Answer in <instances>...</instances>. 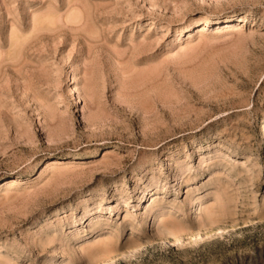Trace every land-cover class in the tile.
Here are the masks:
<instances>
[{"label": "rangeland", "instance_id": "rangeland-1", "mask_svg": "<svg viewBox=\"0 0 264 264\" xmlns=\"http://www.w3.org/2000/svg\"><path fill=\"white\" fill-rule=\"evenodd\" d=\"M100 260L264 264V0H0V264Z\"/></svg>", "mask_w": 264, "mask_h": 264}, {"label": "bare ground", "instance_id": "bare-ground-1", "mask_svg": "<svg viewBox=\"0 0 264 264\" xmlns=\"http://www.w3.org/2000/svg\"><path fill=\"white\" fill-rule=\"evenodd\" d=\"M245 19V17H243L242 16V19H240V21H243ZM226 23V26H225V29L226 30H228V29H230L231 27H233V24H232V22L231 21H227V22H225ZM18 43V42H17ZM19 44V43H18ZM153 69V68H152ZM75 106L77 107L78 106V103H77V98H75ZM52 163V162H51ZM11 182H16V180L15 179H11L10 180V182H8V183H11ZM8 185H10V184H8ZM5 186H7V184L5 185ZM208 212V211H207ZM216 221V220H215ZM177 223V222H176ZM165 224V223H164ZM167 224H168V222H167ZM174 224V223H173ZM178 224V226H179V223H177ZM166 225V224H165ZM175 226V225H174ZM161 227V226H160ZM165 227H167V226H165ZM170 227H172V226H170ZM177 227V226H176ZM175 227V228H176ZM179 228V227H178ZM180 229V228H179ZM177 230V229H176ZM181 230V229H180ZM220 230V229H219ZM168 232H169V230H168ZM175 232V231H174ZM172 233H173V230H172ZM178 232H176V234H177ZM174 234V233H173ZM179 234V233H178ZM172 235V234H171ZM175 235V234H174ZM180 235V234H179ZM160 236V235H159ZM145 241L146 242H152V241H154V239L153 238H151V237H148V236H146L145 238ZM177 239V238H176ZM175 239V240H176ZM108 240V239H107ZM137 240V239H136ZM139 240V242H140V239H138ZM137 240V241H138ZM108 241H112V240H108ZM103 242L102 244H100L96 249L98 250V252H97V250L96 249H93L94 247H96V246H94V247H92L91 249H93V250H95L96 252H97V254L99 253H103V255H105L109 260H114V258H115V255H112L111 253H112V251H111V253H110V250L111 249H109L108 248V246H109V242ZM137 241H131V244H136L135 242H137ZM98 242V241H97ZM130 243V242H129ZM176 243V242H175ZM138 244V243H137ZM129 246H130V244H128ZM128 246V247H129ZM111 248V247H110ZM91 249H89L90 251H91ZM112 249H114V248H112ZM90 254H91V252H89ZM94 253V252H93ZM92 253V254H93ZM115 254V253H114ZM94 256H95V253L93 254ZM92 255V256H93ZM121 255V254H120ZM89 256H91V255H89ZM93 256V257H94ZM123 257V256H122ZM102 260V259H101ZM101 260H100V262H97V264H104V262H101ZM105 261V260H104Z\"/></svg>", "mask_w": 264, "mask_h": 264}]
</instances>
